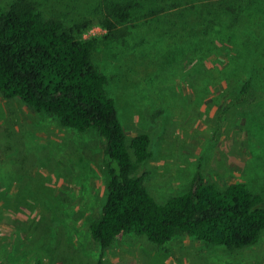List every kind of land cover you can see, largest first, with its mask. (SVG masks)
Returning <instances> with one entry per match:
<instances>
[{"label": "rangeland", "instance_id": "obj_1", "mask_svg": "<svg viewBox=\"0 0 264 264\" xmlns=\"http://www.w3.org/2000/svg\"><path fill=\"white\" fill-rule=\"evenodd\" d=\"M28 1L45 18L93 23L83 38L96 41L92 62L128 140L150 138L142 170L159 203L187 193L196 175L264 197V0ZM118 2L132 6L130 20L105 39L99 22ZM248 80L247 102L233 106ZM109 167L118 169L96 130L66 129L0 92V264H264V235L231 251L129 232L102 249L89 225L106 203Z\"/></svg>", "mask_w": 264, "mask_h": 264}, {"label": "trees", "instance_id": "obj_2", "mask_svg": "<svg viewBox=\"0 0 264 264\" xmlns=\"http://www.w3.org/2000/svg\"><path fill=\"white\" fill-rule=\"evenodd\" d=\"M165 1V0H164ZM175 1L177 0H168ZM130 4L108 8L100 24L116 39L118 26L130 20ZM93 23L66 25L45 18L36 4L17 0L0 10V92L19 99L37 113L56 119L69 130H96L104 153L118 169L108 168L107 200L89 233L102 249L122 234L133 232L161 246L180 234L233 250L257 246L264 235V197L243 183L226 187L206 183L196 175L187 193L159 203L147 190L150 138L128 140L119 121L107 78L92 62L95 40L83 38ZM246 81L235 107L244 105L251 90ZM200 169H198L199 172Z\"/></svg>", "mask_w": 264, "mask_h": 264}]
</instances>
